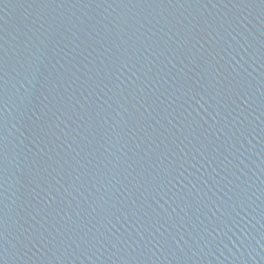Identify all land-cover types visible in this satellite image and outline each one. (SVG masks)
<instances>
[{
  "label": "water",
  "instance_id": "water-1",
  "mask_svg": "<svg viewBox=\"0 0 264 264\" xmlns=\"http://www.w3.org/2000/svg\"><path fill=\"white\" fill-rule=\"evenodd\" d=\"M0 264H264V0H0Z\"/></svg>",
  "mask_w": 264,
  "mask_h": 264
}]
</instances>
